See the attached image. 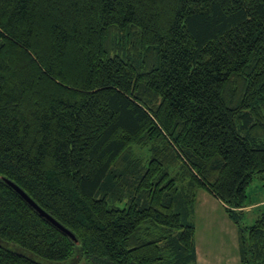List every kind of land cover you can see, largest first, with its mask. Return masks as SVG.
<instances>
[{"label": "trees", "instance_id": "16d2710c", "mask_svg": "<svg viewBox=\"0 0 264 264\" xmlns=\"http://www.w3.org/2000/svg\"><path fill=\"white\" fill-rule=\"evenodd\" d=\"M262 177L264 0H0V264H198L200 189L264 264Z\"/></svg>", "mask_w": 264, "mask_h": 264}, {"label": "rangeland", "instance_id": "374dc122", "mask_svg": "<svg viewBox=\"0 0 264 264\" xmlns=\"http://www.w3.org/2000/svg\"><path fill=\"white\" fill-rule=\"evenodd\" d=\"M258 179L259 178H257L248 189V192L254 201L259 200L263 197L261 194L257 196L255 192L256 185H258L259 188L262 189V184L260 183V181H258ZM198 200L199 202L201 201V205H197L195 216L197 217V226L199 228V232L201 233L200 242L198 241L200 251H205L206 248L208 252L221 251L223 254L222 257H224V259L220 258L218 260V263H224L226 256H228L229 254L235 255L237 252L236 246H232L234 244L236 245L233 239L232 232L233 227H235V223L228 217L225 209L223 208V205L214 196H211L210 193H208L206 190L200 189L198 191ZM199 202L197 201L198 204ZM212 206L217 207L216 209H212ZM249 218L250 214L247 213L245 221ZM199 219H201V223L199 222ZM233 247H235L236 249ZM64 263L92 264L85 256H82L78 259L76 258L75 260L70 259L69 261H66ZM200 264H205L203 263V260L201 258V253Z\"/></svg>", "mask_w": 264, "mask_h": 264}, {"label": "crops", "instance_id": "0c3cea01", "mask_svg": "<svg viewBox=\"0 0 264 264\" xmlns=\"http://www.w3.org/2000/svg\"><path fill=\"white\" fill-rule=\"evenodd\" d=\"M261 180L264 181V177H262ZM263 189H264V187H263ZM203 190H206V189H203ZM206 191L208 193H210L208 190H206ZM255 192H256V194L260 193V188L258 185L255 186ZM210 195L214 196L211 193H210ZM216 199L223 205V208L225 209L224 204L218 198H216ZM197 201L199 202V200H197ZM197 205H201V201L199 202V204L197 203ZM197 205H196V210H197ZM216 207L212 206L211 208L216 209ZM225 211H226V209H225ZM247 213H249V212H247ZM249 214H250V218H255L256 217V210H254L253 212H250ZM227 215H228V213H227ZM228 217H229V215H228ZM199 222L201 223V219H199ZM232 232H233V239L236 243V245L234 244L232 246H236L237 249L235 247H233V248H235L237 250V252L235 255L229 254L228 256H226L224 263H221V264H241V256H240V250H239V234H238V228L236 227V225H235V227H233ZM200 234L201 233L199 232V228L197 226V217H196V250H197V262H198V264H200V253H201V258L203 260V263L207 264V262H208V264H220V263H218V260L220 258L224 259V257H222L223 254L221 251H209L208 252L207 248L205 249V251H202V252L200 251V246L198 244V241L200 242Z\"/></svg>", "mask_w": 264, "mask_h": 264}, {"label": "water", "instance_id": "95a60500", "mask_svg": "<svg viewBox=\"0 0 264 264\" xmlns=\"http://www.w3.org/2000/svg\"><path fill=\"white\" fill-rule=\"evenodd\" d=\"M3 179L26 201L35 211H37L42 217L47 219L53 225H55L62 232L70 236L74 241H78L75 234L64 224L55 219L51 214L44 210L22 187L16 184L13 180L3 177Z\"/></svg>", "mask_w": 264, "mask_h": 264}]
</instances>
